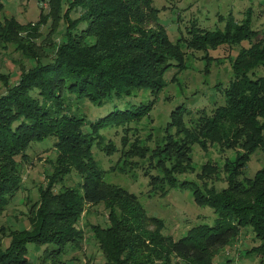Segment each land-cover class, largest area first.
<instances>
[{
    "label": "trees",
    "instance_id": "16d2710c",
    "mask_svg": "<svg viewBox=\"0 0 264 264\" xmlns=\"http://www.w3.org/2000/svg\"><path fill=\"white\" fill-rule=\"evenodd\" d=\"M73 13L78 17L73 18ZM252 13L249 9L240 23L230 16L224 30H205L194 23L189 37L177 42L159 23L153 0H49V11L42 9L37 23L22 25L14 18L0 23V50L12 46L34 63L15 83L0 71L6 88L0 93V215L22 188L17 157L25 159L33 143L51 137L57 151L47 185L40 188L39 200L31 207L30 228L9 230L10 244L0 248V264H30L31 244L44 247L39 264H71L65 259L69 247L80 248L84 241L78 223L88 208L100 204L108 211L110 225L91 228L107 264H214L220 248L247 227L259 241L247 254L264 260V166L254 177L245 176L251 156L258 150L264 155V76L254 73L264 67V34L253 28ZM49 19L54 28L45 48L37 43L41 35H36ZM61 20L65 26L58 37ZM243 42L249 47L241 48L232 62L233 78L223 89L225 104L212 116L201 113L193 129L185 123L189 111L179 106L171 113L163 145L150 149L138 137L131 143L126 137L121 158L112 167L127 173L139 167L134 158L149 157L145 176L155 194L191 190L198 205L215 211L213 225L195 226L175 240L164 234V221L149 216L135 194L105 180L94 159V142L109 154L115 152L112 145L102 146L101 131L127 127L130 132V123L148 116L166 87L165 74L172 67L185 70V48L207 52ZM142 90L150 91L154 99L116 108L96 122L71 109V102L104 106L113 98ZM196 144L204 150L213 144L239 150L236 159L226 162V188L218 191L212 186L204 191L194 181L179 179L194 171L190 152ZM73 170L82 178L79 188L55 192ZM203 172L209 176L217 169L207 164Z\"/></svg>",
    "mask_w": 264,
    "mask_h": 264
},
{
    "label": "rangeland",
    "instance_id": "374dc122",
    "mask_svg": "<svg viewBox=\"0 0 264 264\" xmlns=\"http://www.w3.org/2000/svg\"><path fill=\"white\" fill-rule=\"evenodd\" d=\"M0 5L3 8L0 12V23L10 18H14L22 25L37 23L40 20L42 9L45 13L49 11V0H0ZM153 5L159 9V23L166 28L173 42H177L182 36L188 38V29L192 28L194 23L205 30H224L230 16L240 23L246 18L249 9L253 12V28L260 31L262 35L264 34V0H153ZM64 8H67V4H64ZM78 15L79 13H73L72 17L77 18ZM221 18L223 21H220ZM53 23V20L49 19L46 24L41 25L39 35H36H41L37 40L40 46L47 47L49 39L46 41L45 39L50 30L54 28ZM64 26L65 23L61 20L60 28L62 29L58 37L62 34ZM151 26L154 27L156 24L152 23ZM22 36L26 34L23 33ZM42 41L44 42L41 43ZM243 47H249V43L224 45L215 50L209 49L207 52L185 48V70L180 71V68L172 67L165 74L166 87L155 99V106L148 116L141 121L130 123L128 125L132 129L130 132L126 131L127 127H109L101 131L102 146L112 145L115 152L109 154L106 149L94 142L92 148L94 159L105 172V180L135 194L149 216L164 221V234L172 236L175 240L186 236L188 231L195 226L213 225L217 219L215 211L209 206L198 205L191 190L172 189L166 196L155 194L149 185V177L145 176L149 157L145 160L134 158V163L139 167L127 173L112 170V167H115L121 158L122 151L125 149L123 139L126 137L128 143L138 137L150 149L163 145L167 123L171 121V113L179 106H185L189 111L185 117L188 128L193 129L201 113L212 116L216 108L225 104L223 89L233 78L232 62ZM209 63L207 71L205 68ZM33 64L20 52L15 51L12 46L8 51L0 50V71L10 77L11 83L18 81L23 70ZM254 73L255 77L264 76V67L257 68ZM5 90L4 84L0 81V93ZM153 99L154 96L150 91L142 90L127 98H113L104 106H97L87 101L71 102V109L79 116H86L88 121L96 122L116 108L124 109L128 104L139 105L141 102L147 103ZM86 128L89 129L88 126ZM54 142L55 139L51 137L42 142L33 143L27 150L28 156L25 159L17 157L21 163L23 184L10 206L0 215V248L2 249L10 244L9 230L11 228H30L31 207L39 200V190L41 187H46L47 176L53 172V162L57 156ZM238 152L239 150L235 149L224 150L217 144L209 145L207 150L198 144L193 145L190 155L194 171L179 175V179L194 181L204 191L212 186L221 191L228 186L225 172L226 162L236 159ZM207 164L215 167L217 173H212L210 177L205 176L203 167ZM263 166L264 155L258 150L251 156L245 176L254 177ZM152 174L157 175V171H152ZM81 183L82 178L76 170H73L64 181L55 187V192H59L64 187L79 188ZM92 225L103 227L110 225L108 211L104 205L88 208L86 214L81 217L78 228L84 232V241L80 248L69 247L65 256L67 262L107 264L93 236ZM258 244L259 241L253 230L250 227L242 228L229 245L220 248L214 264H264V260L255 253L247 254ZM28 249L29 263L39 264L37 259L44 247L38 249L31 244Z\"/></svg>",
    "mask_w": 264,
    "mask_h": 264
}]
</instances>
